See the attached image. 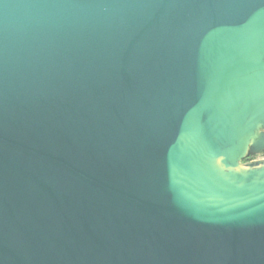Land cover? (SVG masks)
Returning <instances> with one entry per match:
<instances>
[{"label": "water", "instance_id": "1", "mask_svg": "<svg viewBox=\"0 0 264 264\" xmlns=\"http://www.w3.org/2000/svg\"><path fill=\"white\" fill-rule=\"evenodd\" d=\"M264 0H0V264H264Z\"/></svg>", "mask_w": 264, "mask_h": 264}, {"label": "rangeland", "instance_id": "2", "mask_svg": "<svg viewBox=\"0 0 264 264\" xmlns=\"http://www.w3.org/2000/svg\"><path fill=\"white\" fill-rule=\"evenodd\" d=\"M253 159H264V152L257 155H250V157L248 156L244 161H251Z\"/></svg>", "mask_w": 264, "mask_h": 264}, {"label": "trees", "instance_id": "3", "mask_svg": "<svg viewBox=\"0 0 264 264\" xmlns=\"http://www.w3.org/2000/svg\"><path fill=\"white\" fill-rule=\"evenodd\" d=\"M250 157V156H249ZM248 158V157H247Z\"/></svg>", "mask_w": 264, "mask_h": 264}]
</instances>
